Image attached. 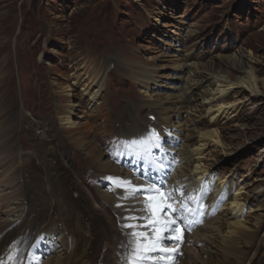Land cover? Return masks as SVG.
I'll list each match as a JSON object with an SVG mask.
<instances>
[{
	"label": "rangeland",
	"instance_id": "obj_1",
	"mask_svg": "<svg viewBox=\"0 0 264 264\" xmlns=\"http://www.w3.org/2000/svg\"><path fill=\"white\" fill-rule=\"evenodd\" d=\"M228 56H235V64H230ZM36 60L49 66L37 68L36 74L42 79L33 73ZM115 63L119 66L115 67ZM188 63L199 70L195 81L206 86L201 90L212 89L205 95L203 92L197 95L196 90L194 96L201 104L197 114L201 117L191 122L185 131L190 135L180 147L191 150L195 146L199 150L202 146L209 147L207 153L195 154L191 168L198 173L197 165L205 163L209 170H213L218 164V169L226 168L221 172L223 174L233 166L237 169L239 165L238 176L243 180L236 179L238 187L242 188L237 194L245 197L248 192L253 195L258 188L264 189V0H0V146H5L12 157L10 171L15 177L20 175V164H24L23 159L31 152L41 158V165L29 176H26L27 168L24 169L29 184L24 215L29 212L30 204L33 207L30 211L35 213L44 206L45 214L38 219L37 230L49 222V215L57 216L56 221L60 219L58 210L52 205V197L64 191L65 195L60 199L64 209L59 211L71 221L70 226L74 230L71 236L91 246L86 259L96 260L103 254L111 255L103 250L118 230L116 225L112 226L110 209L101 204V201H108L99 189H94L96 192L93 194L86 186L79 191V196L74 190L72 195L76 198L72 197L66 188L71 185L79 190L86 184L84 177L77 180V176L72 182L68 167L64 163L59 166L53 155L48 157L50 145L54 149L53 142L65 141L77 147L75 139H78L87 146L80 152L81 162L94 169V175L104 171L113 173L114 166L105 159L108 154L103 152L104 141L101 144V139L117 131L130 134L136 128L145 126L148 121L142 123L141 114L144 120L149 113L156 114L158 109L154 106L160 102H164L167 109H172L171 114H176L177 106L171 105L176 103L169 96L182 90L184 83L176 77L178 68ZM248 71H253L251 74L261 85L257 92L239 87L220 94L221 90L208 76L212 73L235 83L240 77L246 79ZM96 72L100 73L98 79L105 88L98 99L92 100L91 97L96 96L99 89L98 84L94 85L97 81L91 83ZM147 74L154 79L151 82L155 84L154 88H150L152 93L148 89L150 84L145 87L140 82ZM174 80H177L174 85L169 84ZM174 86L181 88L175 90ZM163 87L171 92H165ZM9 94L17 101L14 111L26 118L24 126L37 127L31 133L15 129L19 138L10 141L7 139L9 129L12 125L16 126L18 116L6 115L8 103L5 96ZM22 94H25L23 100L31 108L25 107L20 112L24 105L19 98ZM219 96L221 99H218ZM229 105L231 107L224 109L226 112L223 109L218 112V107ZM116 106L119 115L126 109L125 115L132 118V123L125 128L122 118L112 119L117 117L112 111ZM23 111L27 114L31 112L36 118L46 115L55 119L56 112L60 119L56 128L48 130L47 122L34 125L30 120L36 119L29 120ZM205 112L209 118L204 117ZM217 112V118H212ZM230 113L232 117L228 119ZM182 115L188 122L194 117L188 113ZM202 117L205 123L211 121L215 124H195ZM72 124L76 125L71 127ZM43 129L53 141L39 140L38 135ZM207 129L219 133L225 151L223 156L221 146L214 145L212 139L198 133ZM60 130L62 132L58 133ZM29 146L30 150L23 152V158V155H17L20 149ZM92 150L96 155L100 154L103 161L110 163L109 168L101 167L87 156ZM87 161L97 164V168ZM55 166L58 170L54 169ZM73 170L78 173L80 168L74 165ZM257 199L253 203L258 208L250 209L257 212L248 214L245 221L238 218L245 226L236 228V235L243 228L252 237L251 229L256 228L255 223L259 221L264 226L263 191ZM98 207L107 214L111 223ZM236 218L231 217L229 221H237L234 220ZM66 226L68 229L69 226ZM94 240L99 241L97 246ZM261 247L264 249V246ZM241 250L244 251L242 264H250L252 252L245 251L243 247ZM79 252L80 247L77 256ZM230 261L236 264L235 258L231 257Z\"/></svg>",
	"mask_w": 264,
	"mask_h": 264
},
{
	"label": "bare ground",
	"instance_id": "obj_2",
	"mask_svg": "<svg viewBox=\"0 0 264 264\" xmlns=\"http://www.w3.org/2000/svg\"><path fill=\"white\" fill-rule=\"evenodd\" d=\"M109 58H111V56H109ZM229 59H230L229 61H230L231 65L235 64V62H236L235 56H234V58H233V56H232V58L229 57ZM96 66L99 67V65H96ZM194 68H196V69H194ZM198 72H199L198 68L195 65H193V64L191 65L189 63L184 64L178 68V74H177L176 78L181 80L184 83V85H183L182 90L178 91V93L176 95L171 94L169 96L170 100L173 99L174 103H176V105L178 104V107L176 108L177 111H176V114H173V113L171 114L172 109H167L165 107L164 102H160L157 105H155L154 108H156V110L158 109L157 113L159 115V118L161 119V123H173L171 121V119L173 117L177 116V114L184 113V112L188 113V114H190V116H194V117H193V119L190 118L189 122H188V120H186L182 124L181 131L185 132L186 130L189 129L190 124L194 120V118L196 119L198 117H201L197 114V112L200 110L201 104L195 98V96H194L195 92L197 90V93H196L197 95L201 94L202 92L205 95V94H208L209 92H211L212 89L208 88L205 91H202L206 86H201L198 84L199 83L198 81H195V80H197L195 78L198 75ZM252 72L253 71H248V73H246L247 74L246 79H241L242 77H240L239 79L236 80L237 82H235V83H232L231 80H228L227 77H225L226 79L223 77L224 78L223 79L222 77L215 76L212 73H208V76L210 77V79H212L213 82H215V85L218 86V89L221 90L220 94H222L223 91H225V90L229 91L230 89L239 88V87L249 88L250 92H257L259 89H261V85L259 84V81L257 80V78L251 74ZM99 75H100L99 72H96L94 74V76L92 75L93 80L91 81V83H94V81H97L96 83H94V85L96 86L98 84V87H99L98 91L96 92V96H94L92 94L93 95V97H91L92 100L97 98L98 96L101 95L102 92H104L103 90H104L105 86L100 85L99 81H101V80L98 79L100 77ZM89 77L90 76H86V78H89ZM40 79H42V78H40ZM153 81H154V79H152V77L149 74H147L144 78L140 79V82L145 87H149V84H151V82H153ZM221 86H223V87L221 88ZM180 88L181 87H179V86L178 87L174 86L175 90H178ZM257 94L259 95V93H257ZM5 99L8 103V106L6 108V112H8L6 114L7 117H17L18 116V119L16 121V126L15 125L10 126L8 137H7L8 141L13 140V139L17 140L19 138V137H17L18 134L16 135L17 132L15 129H17L20 132L21 131L22 132H30V133L32 131L35 132L37 127L35 126L36 127L35 128L33 126H31V127L24 126V121L26 118H24V116H21L17 112L14 111L17 108V101H16L15 96L9 94V95L5 96ZM218 99H221V96H219ZM127 101H126V103H127ZM156 101H159V99ZM260 101H261V99H260ZM126 103H124V107H125ZM208 103H209V101H208ZM113 104H115V103L113 102ZM210 104H211V102H210ZM231 105L223 106L222 108L218 107V112L221 109L224 110L228 107H231ZM116 108H117V106L114 107L112 109V111L115 110ZM224 112H226V111L224 110ZM116 115H117V117L119 116L118 113H116ZM38 119L48 120L50 122V126L52 125L50 128L51 129L55 128V122H57V121L52 116L48 118V116H46V115H38ZM68 119H70V118H68ZM117 119H119V118H117ZM32 122L34 124H38V122L36 120L32 121ZM73 125H76V124H72L71 127H74ZM45 133H44V131H42L39 135L38 134H36V135L40 136L39 140H46L48 142L53 141L51 135H47V134L45 135ZM198 133L202 137H207V138L212 139V142H214V145L221 146L222 156L224 155L225 151L222 149L223 144L221 143V137H220L219 133H217V131H214V130L212 131V130L207 129L204 131L199 130ZM209 133H210V135H209ZM189 135L190 134L185 133L183 139L186 140L189 137ZM75 141L78 144L77 145L74 143L77 147L72 146L70 144V142L69 143H66L65 141L53 142L54 149L50 145L49 151H51V153H49V156L53 155L59 166L64 163L68 167L69 171L72 173V176L76 179L77 176H79L81 173H86L90 168H86V166L85 167L80 166V165H83V163L81 162L83 159L81 157L80 152L81 151L83 152V148H85L87 146L85 145L84 142H82V141L79 142L78 139H75ZM196 150H197V148L192 149V150L189 149V147H188V149L187 148H180L179 153H180V156L184 157L183 160H185V163L183 165H179L175 168V171H174L175 175H178L181 178L193 177L194 175H197V174L206 173L209 170V166L205 163L200 164L202 166H199V165L196 166V169L200 170L198 173H196V170H193L191 168V166L193 165L192 161L194 159H196L195 154H198V152L195 153ZM87 156H90L91 159L96 160L97 164L100 165L101 167L109 168V166H110L109 165L110 163H108L107 161H103V159L101 158V155L100 154L96 155V152L94 150L89 151L87 153ZM10 158H12V157H11V155L8 154L7 150L5 149V146H0V188H2L0 190V213H1V215H0V218H1L0 228L4 226L0 230V232L24 214V204L25 203H24V200L20 198L22 194L20 193L19 184L16 182V179L20 180V177L16 178L15 176H13L11 174V171L7 168V166H9L10 161H11ZM200 158H202V157H200ZM88 163L93 165L95 168H97V164L95 165V164H92L90 162H88ZM74 165H77L80 168L78 173L73 170ZM54 169L58 170V168L56 166ZM135 179H137V178H135ZM99 192L103 195V197L106 199V201H108V202L110 201L112 204L114 203L115 200L113 199V197L110 194L104 192L103 190H99ZM236 195L237 196H235V197L232 196L233 198L231 199V201L228 202L227 204H225V206L223 207V210H222L223 212L221 214H219L217 217L212 218L208 221V223H207L208 227L205 228L204 233H203V231H201V232H197V234L194 235L195 237L199 238L200 240L205 241L206 244L204 246H202L200 250H198L197 248H188L187 251H189L188 253H190V256H192V258L190 260H188V262H185L182 264H232V262L230 261L231 257L235 258L236 264H242V259L244 257V251H242L241 248L244 246L246 247L248 244H250V242L253 240L252 237L254 238L256 236L253 234L251 237V235L249 234V232L247 230L240 228L238 230V235L242 238L238 237V235H236L235 229L239 228V226H245V225L240 220L230 222L229 219L231 217H238V216L240 217L241 214H243V212H242L243 208L245 209V206H244L245 203H247V201H249V200L253 201V199H257L258 194H254V192H253V195H250V192H248L247 194H245V197H241V194H236ZM182 199H188V198L182 197ZM46 209L47 208H45V210ZM100 210H102V209H100ZM102 212H103V210H102ZM16 213H19L17 217L14 216ZM103 214L106 217V219L108 220V222L111 223V219L107 216V214L104 212H103ZM32 218H33V216L29 215V218L25 224V231L24 232H26L27 227L30 226V224L34 221V220H32ZM35 221H37V220H35ZM231 227H233V228L231 229ZM67 230H68L67 226H65V228L60 230L59 227L56 226V223L51 222L48 229L42 228L39 231V232H43V231L57 232L58 234H60V236L64 242L63 248L60 251H57L56 253H54L50 258L46 259L43 264H92L91 260L86 259V258H88V255L90 254L91 246L87 242L80 243L73 236H71V233L74 231L72 229L69 230V232H68L69 237H67L65 235V233H63V232H66ZM70 238H71V241H70ZM120 238H121L120 233L116 232L114 235V239L112 241L109 240V242L106 243V249L107 250L104 249V250H106L105 253L107 251H109L111 253V255L108 256V254H106V255L103 254L100 258V261H103L104 257L113 258L112 253L116 249V246L118 245ZM98 242H99L98 240H94V244L96 246H97ZM83 245H85V246H83ZM261 246H264V242L261 243ZM79 247H80V252H79V255L77 256L76 253H77ZM206 255H208L207 257H209V256L210 257L205 258ZM211 256H213V257H211ZM250 260H251V257H250ZM87 261H88V263H86ZM96 264H99V263H96Z\"/></svg>",
	"mask_w": 264,
	"mask_h": 264
},
{
	"label": "snow or ice",
	"instance_id": "obj_3",
	"mask_svg": "<svg viewBox=\"0 0 264 264\" xmlns=\"http://www.w3.org/2000/svg\"><path fill=\"white\" fill-rule=\"evenodd\" d=\"M121 184H128L133 189V193H143L146 196L145 207L141 209L147 213L143 217L130 216L127 217L130 221L145 220V229L151 228V233L148 231H140V225L137 223H129L124 225V227L129 228L131 240V251L129 255L125 258L127 264H160V260L157 259L156 253L170 254L174 249H167L162 247L164 239H175L177 241L182 239V236L175 235L180 232L179 222L175 215L180 211L192 210L188 208V205L183 204L182 209L176 207L177 200L174 195L177 189L171 191H165L162 187H157L155 185H149L147 188H141L139 186H131L130 182H121ZM183 191H180V196H183ZM128 198V197H125ZM132 198H135L133 195ZM189 200H194V197H188ZM167 210V211H165ZM163 214V216L161 215ZM164 217H168L165 219ZM182 220L187 219V217H181ZM166 233V235H162ZM167 260V255L161 257Z\"/></svg>",
	"mask_w": 264,
	"mask_h": 264
}]
</instances>
